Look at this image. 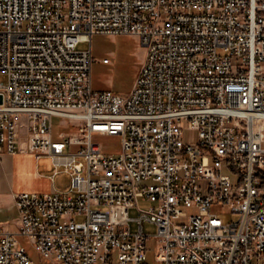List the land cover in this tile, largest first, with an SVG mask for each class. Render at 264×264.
I'll list each match as a JSON object with an SVG mask.
<instances>
[{"label":"built area","instance_id":"2783aa9c","mask_svg":"<svg viewBox=\"0 0 264 264\" xmlns=\"http://www.w3.org/2000/svg\"><path fill=\"white\" fill-rule=\"evenodd\" d=\"M98 35L146 51L127 96L93 88L92 47L78 46ZM0 74V156L71 178L16 195L0 264H35L21 236L48 264H151V238L155 264H264V0H0ZM55 117L77 132L55 139ZM94 135H119L122 153Z\"/></svg>","mask_w":264,"mask_h":264},{"label":"rangeland","instance_id":"374dc122","mask_svg":"<svg viewBox=\"0 0 264 264\" xmlns=\"http://www.w3.org/2000/svg\"><path fill=\"white\" fill-rule=\"evenodd\" d=\"M93 50V57L95 62L93 64V88L95 91H112L116 94L127 96L129 95L134 86L136 79L139 75L140 69L144 62L146 51L142 46L140 40L134 36H120V37H109V36H94L92 44L84 42L78 46V50L86 51ZM104 59H110L109 64H104ZM0 82L7 83V76L0 74ZM53 132L54 137L62 133H76L77 128H72L68 121L55 117L53 118ZM197 132L187 131L185 134L186 142L194 143L197 141ZM93 142L97 144L102 152L106 155L119 156L122 153V138L119 135H94ZM76 150V147L71 148ZM69 176L65 173L60 174L56 178V186L60 191L68 183ZM140 208L142 211H147L152 205L150 202L140 200ZM219 212L220 218L225 222H231L236 220V216L228 213L227 209H214ZM189 214H193L192 210L188 211ZM139 211L131 209L129 216L135 220L139 217ZM84 218H78L77 221H83ZM132 232L138 231V223L133 221ZM144 233L149 236H154L157 232V228L145 222ZM19 242L22 246L27 249L29 256L35 264H48L44 257L39 254L30 244V242L24 238L19 237ZM147 259L151 264H155L158 261L157 247L155 244V238L147 243Z\"/></svg>","mask_w":264,"mask_h":264},{"label":"crops","instance_id":"0c3cea01","mask_svg":"<svg viewBox=\"0 0 264 264\" xmlns=\"http://www.w3.org/2000/svg\"><path fill=\"white\" fill-rule=\"evenodd\" d=\"M54 167L49 158L36 159L31 154L0 156V225L9 231H17L20 224L15 197L22 192L40 194L62 193L70 189L71 178L60 191L56 178H52ZM63 174V173H61Z\"/></svg>","mask_w":264,"mask_h":264},{"label":"water","instance_id":"95a60500","mask_svg":"<svg viewBox=\"0 0 264 264\" xmlns=\"http://www.w3.org/2000/svg\"><path fill=\"white\" fill-rule=\"evenodd\" d=\"M3 103V95H0V104Z\"/></svg>","mask_w":264,"mask_h":264}]
</instances>
